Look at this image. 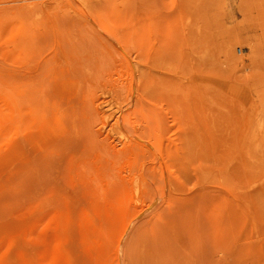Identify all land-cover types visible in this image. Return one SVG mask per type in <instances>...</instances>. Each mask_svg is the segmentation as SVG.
<instances>
[{"label":"rangeland","instance_id":"1","mask_svg":"<svg viewBox=\"0 0 264 264\" xmlns=\"http://www.w3.org/2000/svg\"><path fill=\"white\" fill-rule=\"evenodd\" d=\"M86 2L0 0V264H264V0Z\"/></svg>","mask_w":264,"mask_h":264},{"label":"bare ground","instance_id":"2","mask_svg":"<svg viewBox=\"0 0 264 264\" xmlns=\"http://www.w3.org/2000/svg\"><path fill=\"white\" fill-rule=\"evenodd\" d=\"M84 3L87 4L86 0H84ZM87 6H88V5H87ZM232 47H233L232 44L228 46V49H227V52H228V53H230ZM123 117H124V116H123ZM263 121H264V120H263ZM261 160H262V162H263L262 164L264 165V158L261 159Z\"/></svg>","mask_w":264,"mask_h":264}]
</instances>
